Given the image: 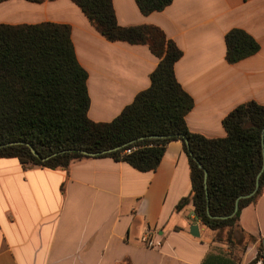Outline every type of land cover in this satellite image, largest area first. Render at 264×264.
<instances>
[{"label": "crops", "instance_id": "0c3cea01", "mask_svg": "<svg viewBox=\"0 0 264 264\" xmlns=\"http://www.w3.org/2000/svg\"><path fill=\"white\" fill-rule=\"evenodd\" d=\"M121 26L154 25L183 52L175 65L194 100L186 116L193 134L227 136L224 119L240 105H264V0H174L144 15L135 0H114ZM54 23L71 28L88 73L89 118L110 123L151 87L158 67L148 46L107 41L71 0L0 2V25ZM251 35L260 51L228 63L225 37ZM188 154L166 147L155 171L140 172L112 158L75 162L68 170L25 167L0 158V264H250L264 245V192L246 207L239 228L252 240L230 249L196 219ZM198 225L199 238L191 235ZM237 233V238H240ZM147 240V241H146ZM257 264H262L259 261Z\"/></svg>", "mask_w": 264, "mask_h": 264}, {"label": "trees", "instance_id": "16d2710c", "mask_svg": "<svg viewBox=\"0 0 264 264\" xmlns=\"http://www.w3.org/2000/svg\"><path fill=\"white\" fill-rule=\"evenodd\" d=\"M71 1L107 41L149 47L160 60L151 75V87L112 122H94L88 116V73L78 62L71 28L54 23L0 25V158H16L25 167L51 170H68L84 159L112 158L150 172L159 167L167 145L181 141L190 160L192 195L180 208L192 201L198 221L217 232L219 240H224L226 232L224 241L230 249L245 250L252 239L238 222L242 211L262 196L264 172L259 190L241 199L237 214L230 216L236 201L255 191L262 171L264 105L249 102L233 110L223 122L224 139L191 133L186 116L194 100L175 75V65L183 56L176 43L154 25L121 26L114 0ZM135 1L142 14L150 15L164 11L174 0ZM225 41L230 64L260 51L259 43L244 30L230 31ZM259 261L264 264L263 243L250 264Z\"/></svg>", "mask_w": 264, "mask_h": 264}, {"label": "water", "instance_id": "95a60500", "mask_svg": "<svg viewBox=\"0 0 264 264\" xmlns=\"http://www.w3.org/2000/svg\"><path fill=\"white\" fill-rule=\"evenodd\" d=\"M262 146H263V158H264V129H263V132H262ZM0 148H1V147H0ZM30 148H31L33 154H34L36 157H38V154L36 153V151H35L32 147H30ZM112 151H113V150H111V151H106V152H104V154L109 153V152H112ZM84 154L88 155V153H84ZM54 156H55V155H54ZM91 156H92V157H95V155H91ZM51 157H53V156H51ZM51 157L44 159V161L49 160ZM199 167L202 168L201 165H199ZM263 172H264V163H263L262 171L260 172V174H259L258 177H257V184H256V189H255V191H254L252 194H250V195H248V196L241 197V198H239V199L236 201L235 211H234V213L230 216L231 218L234 217V216L237 214V212H238V210H239V202H240V200H241V199H247V198H251V197H253V196L255 195V193L259 190V180H260V177H261V175H262ZM207 178H208V173H207V171H205V189H206V194H207V198H208V192H207ZM210 217L213 218L212 216H210ZM191 235H192L193 237H195V238H199V237H200V234H199V227H198V225H193V226L191 227Z\"/></svg>", "mask_w": 264, "mask_h": 264}, {"label": "built area", "instance_id": "2783aa9c", "mask_svg": "<svg viewBox=\"0 0 264 264\" xmlns=\"http://www.w3.org/2000/svg\"><path fill=\"white\" fill-rule=\"evenodd\" d=\"M126 153H127V154L131 153V150H128ZM146 241H147V240H146Z\"/></svg>", "mask_w": 264, "mask_h": 264}]
</instances>
